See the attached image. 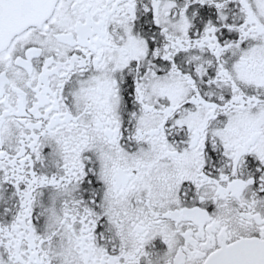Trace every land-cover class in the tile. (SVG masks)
<instances>
[{
  "label": "snow or ice",
  "instance_id": "snow-or-ice-1",
  "mask_svg": "<svg viewBox=\"0 0 264 264\" xmlns=\"http://www.w3.org/2000/svg\"><path fill=\"white\" fill-rule=\"evenodd\" d=\"M0 264H264V0H0Z\"/></svg>",
  "mask_w": 264,
  "mask_h": 264
}]
</instances>
